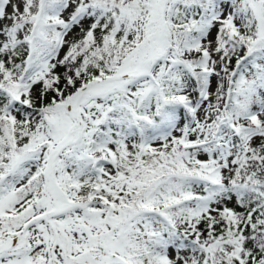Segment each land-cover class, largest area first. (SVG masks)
I'll return each instance as SVG.
<instances>
[{"label": "snow or ice", "instance_id": "obj_1", "mask_svg": "<svg viewBox=\"0 0 264 264\" xmlns=\"http://www.w3.org/2000/svg\"><path fill=\"white\" fill-rule=\"evenodd\" d=\"M0 264H264V0H0Z\"/></svg>", "mask_w": 264, "mask_h": 264}]
</instances>
